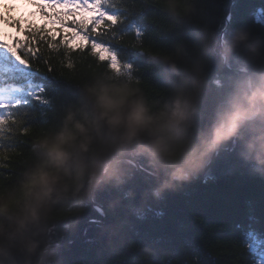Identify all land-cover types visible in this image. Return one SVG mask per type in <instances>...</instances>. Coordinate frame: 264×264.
<instances>
[{"label":"clouds","instance_id":"obj_1","mask_svg":"<svg viewBox=\"0 0 264 264\" xmlns=\"http://www.w3.org/2000/svg\"><path fill=\"white\" fill-rule=\"evenodd\" d=\"M151 4L157 38L141 51L165 81V96L153 99L112 75L74 81L77 99L30 129L29 163L11 182L0 180V264H64L60 240L98 190L124 183V158L133 151L156 169L145 189L156 199L191 181L230 140L246 171L264 178V36L242 23L219 34L203 0ZM234 56L250 71L228 78L210 122L201 124L208 65L222 67Z\"/></svg>","mask_w":264,"mask_h":264},{"label":"trees","instance_id":"obj_2","mask_svg":"<svg viewBox=\"0 0 264 264\" xmlns=\"http://www.w3.org/2000/svg\"><path fill=\"white\" fill-rule=\"evenodd\" d=\"M150 6L151 0L123 2L121 11L127 20H137L146 31L142 41H137L134 33L117 35L119 46H131L134 54L121 52L116 66L110 61L101 62L103 57L97 59L90 52H80L72 55L69 67L66 60L62 65V55L45 50L43 56L51 60L54 68L49 75L63 78L69 88L60 86L54 92L49 84L45 96L52 102L51 106L42 108L37 103L24 109L25 126L33 129L46 125L60 105L76 100L78 85L74 81L80 77L112 75L139 84L153 99H162L166 93L165 81L141 51L145 42L157 38L151 14L148 19L142 15ZM203 7L219 34L226 35L236 24L242 23L253 33L264 36V28L253 23V13L260 7V0H203ZM228 12L233 13L231 23L224 18ZM243 67L250 71L249 62L238 56L219 68L215 60L210 61L208 107L201 124L210 122L211 107L218 98L216 93L227 86L228 78L247 74L237 70ZM33 68L48 74L43 59L34 61ZM3 148L7 151L5 157L0 158V166L13 168L14 175H0V180L11 182L33 155L30 133H16L3 141ZM225 151H234L237 157V142L230 140L219 146L207 170V174L216 177L214 181L186 182L167 191L162 199L145 195V189L155 182L153 163L140 152L128 154L124 158V183L98 190L93 200L86 201L75 225L60 240L65 264H150L149 257L155 247L192 253V264H196V256L200 264H252L253 254L247 252L242 229L237 225H247L251 214L256 217V227L264 228V178L250 175L244 166L217 158ZM129 158L151 173L137 168ZM94 203L103 207L106 217L92 210ZM193 213L198 219L193 218ZM91 218L101 219L103 223L87 224ZM79 236L82 237L78 240ZM149 241L154 244H146Z\"/></svg>","mask_w":264,"mask_h":264},{"label":"snow or ice","instance_id":"obj_3","mask_svg":"<svg viewBox=\"0 0 264 264\" xmlns=\"http://www.w3.org/2000/svg\"><path fill=\"white\" fill-rule=\"evenodd\" d=\"M126 0H23L33 11L17 14L18 5L0 2V158L5 157L3 141L16 133L28 134L25 126L24 109L38 103L42 108L50 107L51 101L44 95L48 85L53 91L60 86L68 87L66 81L49 74L54 71L51 60L43 56L45 50L62 55L61 63L67 61L71 66L74 53L90 52L101 62L107 63L115 58L120 60L121 52L134 54L131 46H119V33H134L137 41H142L145 28L137 20H127L121 11ZM43 23L37 24V11ZM154 22L155 7L151 4L142 15ZM228 23L233 13L224 16ZM253 23L264 28V0L253 13ZM115 41V43H113ZM142 55V53H140ZM43 59L47 73L41 74L33 68V62ZM217 158L225 163L243 166L234 151H225ZM0 175L12 176L14 169L0 166ZM92 210L104 216L102 206L95 205ZM193 218L198 219L195 213ZM247 225H237L242 229L247 252L253 254L252 264H264V228L256 227V217L248 216ZM91 223H98L92 218ZM153 242H146V244ZM149 257L150 264H192V253H181L166 247H155ZM258 257V258H257ZM200 264L199 257H195ZM65 264V262H64Z\"/></svg>","mask_w":264,"mask_h":264},{"label":"bare ground","instance_id":"obj_4","mask_svg":"<svg viewBox=\"0 0 264 264\" xmlns=\"http://www.w3.org/2000/svg\"><path fill=\"white\" fill-rule=\"evenodd\" d=\"M218 150H219V148H218ZM212 160H213V157H211V159H210V163L212 162ZM137 168H139V169H143V170H145V168L143 167V166H138ZM198 177H194V179H197ZM191 181H194L193 180V178H192V180ZM104 217H106V215H104ZM98 220H100V219H98ZM101 221V220H100Z\"/></svg>","mask_w":264,"mask_h":264},{"label":"water","instance_id":"obj_5","mask_svg":"<svg viewBox=\"0 0 264 264\" xmlns=\"http://www.w3.org/2000/svg\"><path fill=\"white\" fill-rule=\"evenodd\" d=\"M218 151V149L214 152V156H215V154H216V152ZM214 156H213V158H214ZM203 178H204V172L200 175V177H198L196 180H199V181H201V180H203ZM81 237V236H80ZM79 237V238H80Z\"/></svg>","mask_w":264,"mask_h":264},{"label":"rangeland","instance_id":"obj_6","mask_svg":"<svg viewBox=\"0 0 264 264\" xmlns=\"http://www.w3.org/2000/svg\"><path fill=\"white\" fill-rule=\"evenodd\" d=\"M95 204H98V203H94V205H95ZM91 219H92V218H91ZM91 219H89V220L87 221V224H88V223H89V224H94V223H91V222H90V221H91ZM99 223H100V224H102L103 222H102V221H100ZM82 235H83V233H82Z\"/></svg>","mask_w":264,"mask_h":264}]
</instances>
